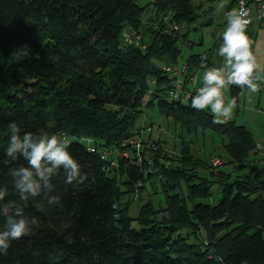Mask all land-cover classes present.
<instances>
[{
  "label": "trees",
  "instance_id": "trees-1",
  "mask_svg": "<svg viewBox=\"0 0 264 264\" xmlns=\"http://www.w3.org/2000/svg\"><path fill=\"white\" fill-rule=\"evenodd\" d=\"M136 1L0 0V187L9 191L4 202L18 200L9 168L26 166L22 157L5 163L12 121L23 131L67 137L81 166L79 182L72 185L64 183L62 168L53 177L57 204L49 206L43 197L26 203V214L38 223L12 242L0 264H264V167L252 165L263 151L245 127L216 123L211 114L193 109L191 100L182 105L165 97L170 80L160 64L178 62L179 42L194 44L189 31H182L197 20L193 0H154L148 12ZM168 11L184 27L179 32L142 29L145 12H154L159 24ZM129 27L142 34L137 46L122 41ZM202 54L188 57L191 72ZM229 89L235 100L246 90ZM154 108L188 131L221 135L227 164L250 170L213 171L185 142L172 161L160 140L155 150L141 152V161L133 149L128 159H100L101 151L115 154L128 139L142 137L137 121ZM215 181L221 187L218 203H198L210 196ZM146 185L160 190L165 207L155 210L147 201L135 230L128 210L134 193H145Z\"/></svg>",
  "mask_w": 264,
  "mask_h": 264
},
{
  "label": "clouds",
  "instance_id": "clouds-1",
  "mask_svg": "<svg viewBox=\"0 0 264 264\" xmlns=\"http://www.w3.org/2000/svg\"><path fill=\"white\" fill-rule=\"evenodd\" d=\"M226 26L221 33L222 43L216 50L223 59L220 67L207 68L202 77V86L191 96V107L211 114L213 121L222 123L230 118L235 107V98L225 97L230 86L246 88L251 93L260 90L256 73L261 71L250 48L246 28L251 23L247 8L232 9L225 13ZM8 144L5 148V163L23 158L25 165L9 168L16 201L4 202L9 195L6 187H0V255H6L13 241L32 233L38 220L25 212L26 203L37 197L46 199L49 206L59 202L53 194L56 186L52 179L59 170H64V183L79 182L80 164L69 151L71 141L56 134L23 131L12 121L8 125ZM38 210L40 206L37 205Z\"/></svg>",
  "mask_w": 264,
  "mask_h": 264
},
{
  "label": "rangeland",
  "instance_id": "rangeland-1",
  "mask_svg": "<svg viewBox=\"0 0 264 264\" xmlns=\"http://www.w3.org/2000/svg\"><path fill=\"white\" fill-rule=\"evenodd\" d=\"M151 0H137L136 3L139 7H147L146 11L151 10ZM195 12L197 14V20L190 26H187L182 31H189V41L194 43L189 47H181V56L186 57L188 55H200L202 53H209V60L207 65L209 67H220L223 65L222 60H216L212 53L217 49L214 45L218 42V37L221 36V31L224 29L225 13L230 11L227 0H193ZM235 9L234 7L231 8ZM147 12L143 14L142 18L147 17ZM220 44L222 39L220 37ZM219 44V45H220ZM218 45V46H219ZM212 49V50H211ZM207 67V68H209ZM206 68V69H207ZM195 71V70H194ZM193 71V72H194ZM203 73L196 72L193 82H189L188 86L191 89L197 86H202ZM263 81V78H262ZM230 88V87H229ZM225 91V97L231 98L230 89ZM262 93V94H260ZM236 104L232 110L231 116L224 122H233L236 126H243L251 133L255 142L261 140L264 141V89L261 87L256 93H251L247 89L241 91L235 100ZM152 126V132H146V128ZM159 125V126H158ZM141 126V136L147 139L149 137L152 141L160 140L162 147L168 152L167 156L173 155L172 161H176L177 154L179 153L182 143L185 142L188 145L191 155L199 160L206 161L207 165L212 168L213 171L217 168H221L222 172H238L235 167H229V164L225 163V160L229 156L225 152L226 139L221 135L211 131L202 130L201 128L191 129L188 131L187 127H181L179 124L174 125L169 119L166 120L163 117L158 116L156 108L152 111H147L145 116L137 121V127ZM159 127V129L157 128ZM164 129V131H160ZM257 151V150H256ZM263 151V150H262ZM264 159L263 153L257 155V159L253 160L252 165L257 167H264L261 161ZM248 162L246 165H248ZM213 166V167H212ZM245 167L244 164L242 168ZM236 169V170H235ZM201 175L209 177V171L201 170ZM235 175V174H233ZM221 196V187L215 181L210 187V196L206 199L199 200L198 203L203 205L215 206ZM133 203L130 205L128 215L132 219L130 224L131 228L138 230V225L135 219L137 218L140 208L148 201L151 203L153 209L162 210L165 207L164 198L160 190L153 192L150 185H146L145 193H138L137 197L133 199Z\"/></svg>",
  "mask_w": 264,
  "mask_h": 264
},
{
  "label": "built area",
  "instance_id": "built-area-1",
  "mask_svg": "<svg viewBox=\"0 0 264 264\" xmlns=\"http://www.w3.org/2000/svg\"><path fill=\"white\" fill-rule=\"evenodd\" d=\"M154 0H151L150 4ZM229 3L235 8L239 9L241 7L247 8L249 10V16L251 18V23L247 25L246 28V34L250 30V27L254 20H256L260 27L264 28V0H228ZM154 12L147 13V17L143 19L141 23V27L147 28L150 26H156L158 30L161 31L162 35H171L173 33H177L181 30L182 26L178 25L176 22L172 20L171 13L168 11L167 13L163 14L159 19V24L154 22L155 18L153 16ZM248 36V34H247ZM142 40V34L133 29V28H127L122 31V41L126 45H139L140 41ZM205 55L201 56V66L205 65ZM160 69L165 72L167 75L168 80H170V88L167 90V96L166 99L169 102L178 101L182 105H189L190 98L192 95L195 94V89H191L188 86V81H186V78L188 77V65L184 64H176V65H165L160 64ZM149 85L152 87L155 85V81L149 80ZM264 112L263 110H261ZM153 126H148L146 128V132H152ZM159 129V127H157ZM160 131H164V129H160ZM122 150H119L115 152V154L112 151L103 150L100 152V159L103 161H107L114 157H119L120 159H128L130 150H134L135 156L137 157L138 161H141V152L144 149L147 150H155V142L152 141L149 137L147 139L134 136L127 141H125L122 146ZM94 148L89 146V151L94 152ZM258 151H262L261 146L259 145L257 148ZM168 152V150H167ZM174 155V154H173ZM173 155L167 156L168 158H172ZM261 155V154H260ZM116 161L110 162V167L115 166ZM261 163L264 165V159L261 161ZM169 163L167 162V165ZM142 186L141 183H138L137 188H140ZM138 191L134 193L133 199L137 197Z\"/></svg>",
  "mask_w": 264,
  "mask_h": 264
},
{
  "label": "crops",
  "instance_id": "crops-1",
  "mask_svg": "<svg viewBox=\"0 0 264 264\" xmlns=\"http://www.w3.org/2000/svg\"><path fill=\"white\" fill-rule=\"evenodd\" d=\"M227 2H229V1L227 0ZM228 5H229L228 9L231 10V8L233 6L230 3H228ZM222 23L224 24V27H225L226 26V20L223 21ZM221 33H222V31H221ZM247 34H248V38H249L250 48L253 52V55L256 57L258 65H260V68H261V71L255 74L258 76L257 82L259 83L260 88L262 87L264 89V28L260 27L258 22L256 20H254L251 27H250V30L248 31ZM220 41L221 40L218 39V42L216 43V45L213 46V48L215 46L218 48ZM216 50L217 49H215V51L212 53V56H214L216 58V60H222L219 56H217ZM202 55H205V54H202ZM190 56L191 55H188L186 57L181 56L176 64H181V65L187 64V65H189L187 62V59ZM205 56H207V58H208L209 53H206ZM207 58H205V61ZM208 60H209V58H208ZM222 63H223V61H222ZM207 67H209V66L207 65V62H205L204 66L199 65V68H197L194 72H191L190 68H189L188 69L189 73H188V77L186 78V81H188V83L193 82L195 79L196 72L201 71V73H204V71L206 70ZM262 78H263V81H262ZM260 94H262V93H260ZM256 144L262 146L263 155H264V141L261 140L259 142H256ZM255 159H257L256 155H255ZM230 160H231L230 158L226 159L225 163H228ZM229 167H231V165H229ZM250 167L251 166H247V168L246 167L241 168L237 172V174L242 175L244 173H247L250 170ZM262 179H264V172L262 174Z\"/></svg>",
  "mask_w": 264,
  "mask_h": 264
}]
</instances>
